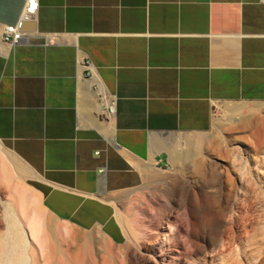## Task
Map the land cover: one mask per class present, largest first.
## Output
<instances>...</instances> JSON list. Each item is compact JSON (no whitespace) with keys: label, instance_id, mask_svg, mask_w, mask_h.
Wrapping results in <instances>:
<instances>
[{"label":"crops","instance_id":"1","mask_svg":"<svg viewBox=\"0 0 264 264\" xmlns=\"http://www.w3.org/2000/svg\"><path fill=\"white\" fill-rule=\"evenodd\" d=\"M39 3L11 45L26 0H0V143L45 211L120 246L153 172L224 188L234 155L257 172L263 0Z\"/></svg>","mask_w":264,"mask_h":264},{"label":"rangeland","instance_id":"2","mask_svg":"<svg viewBox=\"0 0 264 264\" xmlns=\"http://www.w3.org/2000/svg\"><path fill=\"white\" fill-rule=\"evenodd\" d=\"M0 158L10 170V173H8L9 180L2 179L0 181V247L3 246L5 249L8 245L4 237L9 225H11L9 223L13 222L14 216L20 221L23 219L19 208H10V205H8L12 195L16 197V192L22 196L19 197L22 200H20V205H25L28 212L39 210L40 214L38 212V216L44 217L50 224L55 226L53 231L48 232L49 245L57 246L58 242L64 244V237L74 232L87 238L94 249L95 258L86 264L90 262V264H132L130 255L126 254L125 256L121 252L129 245L131 248L134 246L133 250L137 251H139L137 246H142L140 252H143L146 257L153 261L155 256L161 254L159 252L160 246L170 245L175 240L174 238L180 240V236L186 233L187 227L184 223V216L190 218L192 223L189 228V232L193 236L192 240L197 241L199 245H206L208 251L205 255L194 256L189 264H225L229 258L237 256V254H239L238 260L242 264H255L261 258V256L257 255L256 257L253 255L256 245L251 240H253L255 229L259 230L260 242L258 247H264L262 232L264 229V156L253 158V161L257 162L255 165L257 172L255 173H240L238 172V166L226 167V176L230 177L231 183L227 182V187L224 188L202 187V183L198 182L196 175L190 172H153L145 184L129 198L131 203L125 209L128 210L130 223L123 219L127 232V242L120 246L111 245L104 236L80 230L53 217L43 209L40 201L35 200L37 196L28 187L16 160L5 148L0 150ZM230 160H232V157ZM246 161L245 168L251 169V158H247ZM155 175L161 180H154L153 176ZM238 178L240 179L239 183ZM244 184L253 185V187H242ZM252 205L256 214L253 210L252 212L250 210ZM260 205L263 209L259 207ZM248 209L249 211H247ZM252 213L255 215H252ZM249 215L251 218L254 217L252 220L255 223L249 229L248 234L243 235L241 240H239L240 237L238 238V234L234 229L231 230L229 235L220 240L213 237L212 232L214 229L218 227L233 228L236 221L239 222V219L242 221L244 217ZM256 216L261 217L259 222L255 221ZM127 226L129 227L127 228ZM65 229L68 231L66 232ZM108 246L109 249H112V252L108 249ZM24 251L29 258L28 264H44L42 259L33 256L30 247L25 248ZM113 251L115 255L112 254ZM104 252L111 259L106 258V255L102 256V254H105ZM100 253L102 254L100 255ZM120 257H123V260L125 258V260L122 261ZM253 257L255 260L252 259ZM53 260L54 264H57L60 263L61 258ZM108 260L109 263H107ZM0 264H5L4 257L1 255ZM166 264L169 263L166 261Z\"/></svg>","mask_w":264,"mask_h":264},{"label":"bare ground","instance_id":"3","mask_svg":"<svg viewBox=\"0 0 264 264\" xmlns=\"http://www.w3.org/2000/svg\"><path fill=\"white\" fill-rule=\"evenodd\" d=\"M2 149H3V147L0 144V150H2ZM220 156L222 157L223 154L219 155V157ZM232 161H233V166L237 167L238 157L236 155L233 156ZM240 161L241 160L239 159V163H240ZM217 166H219V165H217ZM242 172H243V170L240 171V173H242ZM8 173H10V170L8 169L5 162L0 158V181L2 179H6V180L8 179L9 180V174ZM245 173H247V172L245 171ZM148 177H149V175H148ZM153 179L156 181L161 180L156 175L153 176ZM248 193H250V192H248ZM15 194H16V197L14 195H12L8 205H10V208L15 207V208L20 209V211L22 212V218H23L22 220L23 221L22 220L20 221L15 216H14L13 222L9 221L10 222L9 224H11V225H9L7 233L5 234V237H4V240L8 246L6 249L3 246H2L3 249H2V247H0V255L2 257H4L5 264H28L29 258L27 257V255L24 251L25 248H27V247H30L33 256L39 257V259H42V261H43L42 263H44V264H54L55 262L53 259H59V258H61V260H60V263H57V264H86L88 261H91L95 258L94 257V249L91 247L87 238L84 236H80L76 232L69 234V235H66V237H64L65 239L63 241L64 244H60L58 242L57 246L49 245V243H48V232L53 231V229H55V226L50 224V222L48 220H46L44 217L38 216V212L40 214L39 210L38 211L36 210L37 212H35V211L31 212V213L28 212V210L25 208V205H23V204L20 205V202L22 201L20 198L22 196L16 192H15ZM33 199H35V198L33 197ZM35 200L39 201L38 198H36ZM167 200H169V199H167ZM249 203H251V202H249ZM248 207H249V205H248ZM250 207H251L250 208L251 212H252V210L254 212L253 205ZM259 207H261V205ZM261 209H263V208L261 207ZM261 209H259V210H261ZM247 211H249V209ZM255 214L252 213V215H255ZM244 215H245V213H244ZM261 216H262V214H261ZM253 218H251L249 215V216L244 217L242 219V221H241V219H239V222L236 221L233 228L218 227V228L213 230V232H212L213 237L216 240H220L221 238H224L227 235H229V233H231V230L234 229V230H236V233L238 234L237 235L238 238L240 237L239 240H241L243 235L248 234L249 229L255 223V222L253 223V220H252ZM259 218H261V217L256 216L255 221L259 222V220H260ZM183 219H184V223L187 227L186 233L184 235L182 234V236H180V240H178L177 238H174L175 240L170 245L160 246L159 252L161 254H160V256H155V258H154L155 260H153V261L150 260L148 257H146L144 255L143 252H140L141 247H142L140 245L137 246L139 248V251L133 250L134 246H133V248H131V246L129 245V246H126L125 250L121 251V252H123V254L125 256H126V254L130 255V260H131L132 264H154V263L155 264H166V261L169 264H189L194 256L205 255L208 253V251H207L206 245H204V246L199 245L197 243V241L192 240L193 236L189 232V228L192 224L190 221V218H188L187 216H184ZM23 222H25L24 225H22ZM128 227L129 226H127V228ZM255 230L256 231L253 234V240H251L252 243L256 245L254 248V254L253 255L256 257H257V255L261 256L260 260L256 261L255 264H263L264 247H261V248L258 247V243L260 242L259 241L260 240L259 239L260 233L258 232L259 230H257V229H255ZM67 231L68 230H66V232ZM262 232L264 235V229ZM208 236H209V234H208ZM241 244H243V242H241ZM106 248H107V246H106ZM110 248H112V247L110 246ZM108 249H109V246H108ZM109 250H111V252H112V249H109ZM101 254L102 253H100V255ZM112 254H114V251ZM102 256H105L106 258L111 259V258H109V256L107 257V253H105L104 255L102 254ZM62 257H64V258L62 259ZM238 257H239V254H237V256H233V257L229 258L225 264H242V262L240 260H238ZM247 257H248V255H247ZM105 259H104V262H105ZM121 259H120V262H121ZM252 259L255 260L254 257ZM124 260H125V258H124ZM124 260L122 259V261H124ZM90 263H88V264H90ZM107 263H109V260Z\"/></svg>","mask_w":264,"mask_h":264},{"label":"built area","instance_id":"4","mask_svg":"<svg viewBox=\"0 0 264 264\" xmlns=\"http://www.w3.org/2000/svg\"><path fill=\"white\" fill-rule=\"evenodd\" d=\"M39 7V0H26L19 22L15 25H7L5 27L2 36L3 41L11 45L20 43L25 37L23 31L24 25L35 20Z\"/></svg>","mask_w":264,"mask_h":264}]
</instances>
